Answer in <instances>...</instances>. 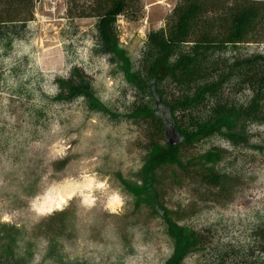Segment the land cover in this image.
Returning <instances> with one entry per match:
<instances>
[{
	"label": "rangeland",
	"instance_id": "374dc122",
	"mask_svg": "<svg viewBox=\"0 0 264 264\" xmlns=\"http://www.w3.org/2000/svg\"><path fill=\"white\" fill-rule=\"evenodd\" d=\"M174 3L141 0L136 16H117L114 48L96 17L68 16L67 0L2 34L0 264H164L176 235L191 232L199 242L181 264H264V88L244 84L237 65L264 57V39L221 44L181 83L148 85L143 65ZM194 48L174 44L175 54ZM195 92L200 104L174 111L175 129L195 118L215 131L148 166L178 139L153 95L169 108ZM84 177L92 204L74 194L50 213L35 209Z\"/></svg>",
	"mask_w": 264,
	"mask_h": 264
},
{
	"label": "trees",
	"instance_id": "16d2710c",
	"mask_svg": "<svg viewBox=\"0 0 264 264\" xmlns=\"http://www.w3.org/2000/svg\"><path fill=\"white\" fill-rule=\"evenodd\" d=\"M35 0H0V37L3 33L17 34L30 20ZM141 0H67V14L75 17H96L98 36L108 46L113 47L115 22L119 15L136 16L138 3ZM171 24L165 33L155 37L152 42L155 57L143 65V72L148 77V85L161 83L171 78L181 83L184 78L194 74L199 65V58L209 49H221V44L247 42L248 37L264 39V0H175L171 11ZM171 32V33H170ZM251 38V39H253ZM186 39L195 44L194 52L175 54L174 44ZM240 67L241 81L249 88H264V57L255 55L237 64ZM75 73V78L81 80ZM75 80L71 81L72 83ZM68 82V81H67ZM80 89V88H79ZM154 94V93H153ZM154 100L157 107H164L165 118L169 127L173 122L172 114L176 110L182 113L191 112L200 104L202 94H184L175 98L169 108ZM159 112H156V115ZM176 130V129H175ZM177 131V130H176ZM215 131L211 119L196 120L183 125L180 140L158 152L149 160L148 166L170 157L183 146H192ZM228 134V138H232ZM168 159V158H167ZM264 243V229L259 237ZM175 249L164 264H181L188 249L199 242L195 232L186 235L177 234Z\"/></svg>",
	"mask_w": 264,
	"mask_h": 264
},
{
	"label": "bare ground",
	"instance_id": "6f19581e",
	"mask_svg": "<svg viewBox=\"0 0 264 264\" xmlns=\"http://www.w3.org/2000/svg\"><path fill=\"white\" fill-rule=\"evenodd\" d=\"M94 181L90 178L84 177L80 181H68L63 185L48 191L34 203V207L38 212L50 213L54 210L62 208L61 205L65 203L66 199L74 194L82 195L86 204H92L89 196L84 195V191L89 190L94 186ZM99 185V184H98ZM110 204L117 206L119 203L115 198L110 199Z\"/></svg>",
	"mask_w": 264,
	"mask_h": 264
},
{
	"label": "built area",
	"instance_id": "2783aa9c",
	"mask_svg": "<svg viewBox=\"0 0 264 264\" xmlns=\"http://www.w3.org/2000/svg\"><path fill=\"white\" fill-rule=\"evenodd\" d=\"M61 2L62 0H35L33 4L34 15L37 16L39 9H42L49 15H54Z\"/></svg>",
	"mask_w": 264,
	"mask_h": 264
},
{
	"label": "water",
	"instance_id": "95a60500",
	"mask_svg": "<svg viewBox=\"0 0 264 264\" xmlns=\"http://www.w3.org/2000/svg\"><path fill=\"white\" fill-rule=\"evenodd\" d=\"M171 130H172V134L175 138H178L177 140H168V143L170 145H174L176 144L179 140H180V136L179 134L177 133V131L173 128V125L170 126Z\"/></svg>",
	"mask_w": 264,
	"mask_h": 264
}]
</instances>
